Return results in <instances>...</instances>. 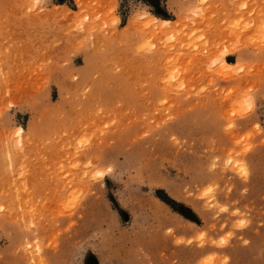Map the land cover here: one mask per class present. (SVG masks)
I'll return each mask as SVG.
<instances>
[{"label": "rangeland", "instance_id": "rangeland-1", "mask_svg": "<svg viewBox=\"0 0 264 264\" xmlns=\"http://www.w3.org/2000/svg\"><path fill=\"white\" fill-rule=\"evenodd\" d=\"M0 264H264V0H0Z\"/></svg>", "mask_w": 264, "mask_h": 264}, {"label": "bare ground", "instance_id": "bare-ground-1", "mask_svg": "<svg viewBox=\"0 0 264 264\" xmlns=\"http://www.w3.org/2000/svg\"><path fill=\"white\" fill-rule=\"evenodd\" d=\"M146 20H145V26L156 33H164L169 31V29H172V25H173V21H171L170 19H166V18H162V17H158L155 16L151 13H145L144 14ZM172 27V28H171ZM222 63L225 67H229L231 66V64H229L224 57H222ZM20 130H22L20 128ZM22 132V131H21ZM112 170L111 168H109V171Z\"/></svg>", "mask_w": 264, "mask_h": 264}, {"label": "water", "instance_id": "water-1", "mask_svg": "<svg viewBox=\"0 0 264 264\" xmlns=\"http://www.w3.org/2000/svg\"><path fill=\"white\" fill-rule=\"evenodd\" d=\"M180 212H182L185 216H187L188 218H191L195 221H199V219L197 218V216L193 213V211L189 208H186L185 206L181 205L179 207Z\"/></svg>", "mask_w": 264, "mask_h": 264}]
</instances>
